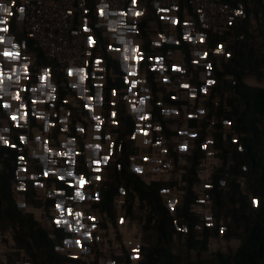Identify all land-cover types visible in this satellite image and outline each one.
Segmentation results:
<instances>
[{"label": "built area", "instance_id": "obj_1", "mask_svg": "<svg viewBox=\"0 0 264 264\" xmlns=\"http://www.w3.org/2000/svg\"><path fill=\"white\" fill-rule=\"evenodd\" d=\"M3 1L2 5L8 8V12H3V15L0 16V32L6 39L8 37L13 39L19 56L17 60L11 62L5 61L3 56H0V72L9 71L8 79L14 81L15 78L11 76V70L13 67L19 68L22 63H26L25 74L28 77L25 80L22 76L20 81L11 89L16 93L18 99L0 97L3 109L8 114L10 121L16 125L27 127V132L22 135L24 148L20 150L24 157L22 155L18 159L19 168L23 172H20L17 177L20 182L16 184V188L17 190H24L25 184L22 181L26 178L35 181V185L38 186L37 195L43 193L41 188H44V183L40 182V173L34 169V166L40 167L45 176L67 181L73 186L72 196L79 192L83 198L72 200L69 197V201L59 199L58 202L63 201L60 207L57 209L56 204L50 208L52 216H54L52 221L62 226L66 234L70 235L69 237L65 235L66 240L74 235L83 239L78 256L82 255L86 260L94 256L91 253V247L94 245L101 248L102 251L112 249L119 253V244L113 240L110 225L107 223L109 229L96 227L95 222L98 220V214L91 205L93 203L92 192L102 186L106 179L105 167L112 160L114 140L112 130L117 126L115 111L121 91L118 89L110 90L111 106L106 111L103 106L102 93L105 74L104 61L98 51H95V56L91 51L94 35L88 26L89 0ZM250 1L248 0V2ZM16 3L18 4L16 8L18 29L33 42L34 47L44 58L52 61L56 69L65 74L71 87L77 81L74 70L81 69L83 71L84 91L81 92L80 89L72 87L76 92L77 101H74L73 96H66L65 100L74 102L75 108H79L82 104L87 112L86 116L83 117L85 125L78 121L72 130L70 119L67 117L68 112L61 111L56 114L54 104L58 96L49 68L39 70L36 72L35 78L32 79L34 74L30 71V66L34 62V52H28L24 46L20 47L14 36L8 32V25ZM96 3L98 25L103 28V35L110 42L107 49L108 55L119 61L128 85L121 99L126 114L132 118L135 125L132 140L136 153L129 157L130 168L141 181L146 183L166 182L174 179L177 182L176 185L162 192L166 206L173 211L180 203L183 195L181 187L184 183L181 181V176L184 173L183 167L186 164V156L194 149L197 138V127L190 126L189 120L196 119L199 122L206 119L209 114L207 98L215 83L212 66L214 65L221 70V64L226 63L231 56V50L228 49L232 41L231 38L229 42H220L211 47L208 43L209 37L224 36L230 31L232 25L242 19L245 14L241 7L231 6L223 0H186L189 10L186 8L182 10V22L179 25L180 0H98ZM147 5L157 16V21H151L148 30V42L151 43L155 52L148 55L145 53L144 43L137 28V24L146 17ZM119 17H123L124 20L121 29L119 31L109 29L107 27L108 20ZM124 27H134L135 31L124 32ZM118 35H123L125 40H132V45L127 51L123 45L118 43L116 38ZM179 41L187 45L190 56L199 68L197 75L188 68L185 55L181 49L168 48L165 51L159 49L162 44L174 46ZM133 49L139 53L136 58L131 57ZM9 50H11L10 46ZM122 53L128 56L126 61ZM145 57H147V63L142 65V60ZM125 62L129 68L134 65L135 72L125 71ZM146 67L152 73L160 113L165 121L170 122L169 125L176 133L170 135L169 138L161 133L159 122L152 119V91L147 83ZM44 70L48 71L47 77H44ZM136 75L138 79L135 78ZM41 77L54 86V99L50 101L45 98L47 88L38 90L35 94L31 92V88L40 82L39 78ZM88 77L92 79L94 84L92 95H90L87 87ZM224 79L234 82L235 77L231 74L226 75ZM194 80L200 83L199 91L197 86L192 84ZM245 83L250 86H263L253 77L246 78ZM96 88L100 89L99 102L95 98ZM166 96H170L172 102L166 101ZM139 101H143L142 112L136 111L141 106L138 104ZM213 103H218L217 99H214ZM21 104L23 107L19 111H15ZM34 112H43L44 115L38 117L33 114ZM21 113L24 115V120L19 118ZM31 118H34L40 126L34 125L29 128ZM212 120L213 122L211 121L206 126L207 136L201 143L204 153L199 158L200 164L197 170L199 183L205 182L206 188L202 193L196 190L199 183L193 188L199 198L198 203L191 206L193 211L208 221H212V212L204 191L208 187L211 174L220 162L211 141V132L214 127L212 123L216 122L214 116ZM45 123L48 124L47 130L44 127ZM222 124L224 129H230L229 121L225 120ZM3 128L9 129L6 119L0 120V129ZM140 131L147 136L145 145L151 148L148 155L136 143L135 135ZM0 137H2L0 146L8 145L11 142L8 131H0ZM68 140L73 141V143L68 145ZM79 142H82V150H80ZM89 145H94L96 150L88 147ZM82 154L85 167L88 169L89 182L92 184L90 188L86 186L88 183L85 177L78 171V166L81 164L79 156ZM173 154L176 155L177 161H175ZM41 155L46 157L45 160L40 159ZM49 155L51 160L56 161L55 164L47 159ZM172 165L176 169L174 172H172ZM27 167L30 169L26 170ZM58 170L61 172L71 170L72 176H61L58 174ZM24 171L29 172L26 174ZM73 176L76 177V180L83 179L85 183L83 185L78 184ZM62 194V190H54L50 193L51 196ZM124 196V191L120 190V193L114 197V208L118 214L119 229L123 232L122 223L123 226L135 229V231L128 230L127 235L122 239V244L127 247L130 264H137L138 250L142 243L140 239L141 224L137 220H130L123 216L122 202ZM21 206L26 212H33L36 217L41 215V210L34 209L29 203H21ZM77 212L80 215L76 218L80 219L84 225L81 232L86 228H93L94 230L91 234L86 233L84 238L80 236L81 232L74 233L69 230L70 227L75 226L74 214ZM65 247L67 248L66 244ZM67 250L69 249L67 248ZM15 251L9 230L0 227V259L2 262L5 263L7 256ZM99 264L122 263H114L102 258Z\"/></svg>", "mask_w": 264, "mask_h": 264}, {"label": "trees", "instance_id": "obj_2", "mask_svg": "<svg viewBox=\"0 0 264 264\" xmlns=\"http://www.w3.org/2000/svg\"><path fill=\"white\" fill-rule=\"evenodd\" d=\"M89 0L88 26L93 32L94 44L91 48L100 53L104 61V78L102 84L103 106L110 108V90L118 89V103L116 104L117 126L112 130L114 134L113 155L105 167L106 179L102 186L92 192V208L98 214L95 222L97 228L109 229L113 240L119 244V253L114 250H104L96 245L91 247L94 255L86 260L82 255H71L65 247V229L52 220L50 208L59 199H67L73 194V186L65 180L45 176L42 169L34 166L40 173V182L44 183L43 193L37 195L38 186L35 181L25 180L24 190H17L16 184L20 172L18 159L24 154L22 135L27 127L16 125L8 118L0 99V120L8 122V136L11 142L0 146V227L9 230L14 242L15 252L7 256L5 263L0 264H99L100 259L111 260L114 263L130 264L127 247L122 244L123 232L119 229V219L114 208V197L124 191L123 216L130 220H137L141 224V246L138 250L137 264H264V2L263 0H223L231 6L241 7L245 16L237 21L224 36L209 37L211 47L220 42H229L230 59L221 64V70L212 66L215 83L208 96L209 114L205 120H189V125L197 127V138L192 152L186 156V164L181 181L183 195L180 203L171 211L162 197V192L174 187L176 181L166 182L141 181L130 168L129 157L136 153L132 135L135 125L132 118L126 114L121 99L127 89L125 73L119 61L108 55L110 42L103 35V28L98 25L97 2ZM14 6L8 25V32L14 36L16 43L24 46L28 52H34V62L30 66L33 72L49 68L52 80L56 85L57 100L54 104L56 114L68 112L70 128L73 130L76 122L85 125L84 116L87 112L82 104L79 108L73 106L72 101L65 100L66 96H73L77 101L75 90L68 84L67 77L58 71L54 63L46 58L34 47L17 27V13ZM188 7L186 0H180L178 9V24L182 22L181 12ZM157 21V16L149 5L147 14L138 24L146 55L153 53L151 43L148 42L150 22ZM255 31V32H253ZM113 47H115L113 45ZM168 48H179L185 55L188 68L196 75L199 68L189 54L186 44L179 41L177 45L162 44L161 51ZM147 57L142 65L147 63ZM112 74V76H111ZM233 74L234 82L224 79ZM253 77L263 86H250L245 83L246 78ZM147 83L151 87L153 105L152 119L159 122L161 133L169 138L176 134L174 129L163 119L158 107V97L152 81V73L146 67ZM35 81V80H34ZM200 90V83L193 81ZM90 95L94 92V84L87 78ZM218 103L214 104L213 100ZM165 100L172 102L170 96ZM107 116V114H105ZM213 131L211 141L217 151L220 162L210 176L207 196L212 212V221L193 211L191 206L198 203V194L194 187L199 183L197 170L202 157V141L207 136L206 126L212 120ZM229 121L230 129H224L223 121ZM29 128L40 126L31 118ZM56 123L57 120L55 119ZM82 150V142H79ZM175 161L177 157L173 154ZM78 171L89 182L88 169L85 167L83 154L79 156ZM176 163V162H175ZM30 168H26L29 170ZM29 171H24L28 173ZM53 183V186H51ZM54 190H62V195L51 196ZM21 203H29L34 209L41 210V215L26 212ZM136 211V213H135ZM112 241V240H111ZM109 241V243H111ZM182 243L183 252L187 259L175 253L171 248L175 242ZM216 243V249L211 251L209 244ZM236 245L232 246L231 243ZM224 244L223 249L221 245ZM86 246V244H84ZM107 253V254H106ZM185 262V263H184Z\"/></svg>", "mask_w": 264, "mask_h": 264}, {"label": "clouds", "instance_id": "obj_3", "mask_svg": "<svg viewBox=\"0 0 264 264\" xmlns=\"http://www.w3.org/2000/svg\"><path fill=\"white\" fill-rule=\"evenodd\" d=\"M0 12H5L6 13V12H8V8L4 7L2 4H0ZM123 25H124L123 17H119V18H116V19H110L107 22V27L109 29H113V30H116V31H119ZM123 31L124 32H134L135 28L134 27H124ZM116 38H117L118 43L123 45L126 51L132 45V40L131 39L125 40L123 35H118ZM198 39H199V37H198ZM0 43H5V47L2 50H0V56H3L5 61L11 62V61H15V60L18 59L19 53H18L17 47H16V45L13 42V39L11 37H8L6 42H5L3 37H0ZM9 46H10L11 50H9ZM138 55H139V53L135 52V50L133 49V51L131 52V57L132 58H136ZM122 56L124 57L125 61L128 59V56H125L124 53H122ZM124 70L125 71L135 72L136 69H135L134 65L129 68L127 63L125 62ZM74 71H75V75L77 77V81L72 84V87L80 89L81 92H83L84 91V75H83V71L81 69H75ZM25 73H26V63H22L19 66V68L13 67V69L11 70V76H13L15 78L14 81L8 79L9 76H10V72L9 71L0 72V97H5L6 96V97H11L12 99H18L16 93L14 91H12L11 89L15 86L16 83H18L20 81L22 76H23V78L25 80L28 79V77H27V75ZM47 76H48V71L44 70V77H47ZM39 81L40 82H38L35 86H33L31 88V92L33 94H35L38 90H43V89L47 88L48 91L45 93V98L47 100H49V101L54 99L53 92H54L55 89H54L53 84H51L50 82H47L46 80H44L43 77L39 78ZM96 96L98 98L97 102H99V97H100V92L99 91L96 93ZM138 104H140L141 106L138 107L136 109V111L137 112H142L143 111V106H142L143 105V101H139ZM22 107H23V104H21L19 108L15 109V111H19L20 108H22ZM33 114L38 116V117H42L44 115L43 112H34ZM19 118H20V120H24L23 113H21ZM44 127H45V130H47L48 124L45 123ZM0 131L7 132L8 129L7 128H3V129H0ZM0 139H2V137H0ZM72 143H73V141H71V140L67 141L68 145H71ZM88 147L92 148L94 151L96 150L94 145H89ZM45 151H47V149H45ZM45 158L46 157L43 156V155L40 156V159L42 161L45 160ZM47 159L51 160V156L49 155L47 157ZM51 163L55 164L56 161L55 160H51ZM58 174L61 175V176H64V175L72 176V171L68 170V171H65V172H61L60 170H58ZM73 179L76 180V177L73 176ZM76 182L78 184H80V185H83L85 183V181L83 179L76 180ZM82 198L83 197L79 194V192H77L76 195H73L72 197H70V199H72V200H79V199H82ZM62 203H63V201H60V202L57 203V205H56L57 209L60 207V204H62ZM68 211H71V210L68 209ZM79 215H80L79 212L74 214L75 226L69 228V230L74 232V233H80L81 229L84 227V225L81 223L80 219L76 218ZM64 243L65 244H71L72 241L65 240Z\"/></svg>", "mask_w": 264, "mask_h": 264}, {"label": "rangeland", "instance_id": "obj_4", "mask_svg": "<svg viewBox=\"0 0 264 264\" xmlns=\"http://www.w3.org/2000/svg\"><path fill=\"white\" fill-rule=\"evenodd\" d=\"M253 32H255V31H253ZM96 73H97V71H96ZM135 78L138 79V76L136 75ZM96 131H97V129H96ZM146 138H147V136L145 134H143L141 131L137 132L135 135L136 143L138 145H140L141 150H144L148 155V151L151 150V148L145 145ZM180 146H182V145H180ZM150 161L152 163L151 159H150ZM175 170H176L175 167L172 165V172H174ZM203 181H205V180H203ZM205 188H206V184H205V182L204 183L202 182V183H199V185L196 187V190L199 191L200 193H202V191ZM122 224H121V227L123 228L124 237L127 235V232L129 229H131V231L132 230L135 231V229H132L131 227L129 228L128 226H123ZM93 231H94L93 228H89V229L86 228L83 232L80 233V236L83 237L86 235V233L91 234V233H93ZM67 240L72 241L71 244H66L67 248L69 249L70 254L74 255V256H78L80 254V250H81V242H82L81 240H83V239H80V237L78 238L77 236L74 235L72 238H68ZM231 245L234 246V245H236V243L232 242ZM221 247L224 249L225 245L222 244ZM171 249L175 253H178V254H180V256L185 257V259H187L188 255L186 254V252L185 253L183 252L184 248L182 246V243H180L179 241L175 242V245H173V247ZM209 249L211 251H214L216 249V243L212 241L209 244Z\"/></svg>", "mask_w": 264, "mask_h": 264}, {"label": "crops", "instance_id": "obj_5", "mask_svg": "<svg viewBox=\"0 0 264 264\" xmlns=\"http://www.w3.org/2000/svg\"><path fill=\"white\" fill-rule=\"evenodd\" d=\"M263 2H264V0H263ZM4 3V1L3 0H0V4H3ZM3 15V12H0V16H2ZM0 37H3L2 36V34H1V32H0ZM4 38V40H5V42H6V38L5 37H3ZM3 46H5V43H0V50H2L4 47ZM100 92V89L99 88H96L95 89V98H96V100H97V96H96V93L97 92Z\"/></svg>", "mask_w": 264, "mask_h": 264}, {"label": "water", "instance_id": "obj_6", "mask_svg": "<svg viewBox=\"0 0 264 264\" xmlns=\"http://www.w3.org/2000/svg\"><path fill=\"white\" fill-rule=\"evenodd\" d=\"M70 235L69 234H66V237H69Z\"/></svg>", "mask_w": 264, "mask_h": 264}]
</instances>
